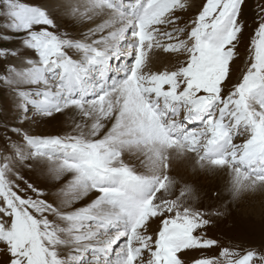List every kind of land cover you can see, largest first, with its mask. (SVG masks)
<instances>
[{"label":"snow or ice","instance_id":"obj_1","mask_svg":"<svg viewBox=\"0 0 264 264\" xmlns=\"http://www.w3.org/2000/svg\"><path fill=\"white\" fill-rule=\"evenodd\" d=\"M55 8L75 31L39 0H0L19 41L0 47V264H264V249L199 255L219 246L207 228L222 213L169 199L168 176L125 160L154 169L180 144L264 183V0ZM161 50L175 58L162 71ZM59 118L71 131L46 132Z\"/></svg>","mask_w":264,"mask_h":264},{"label":"rangeland","instance_id":"obj_2","mask_svg":"<svg viewBox=\"0 0 264 264\" xmlns=\"http://www.w3.org/2000/svg\"><path fill=\"white\" fill-rule=\"evenodd\" d=\"M48 1L39 0L43 6L49 8L50 13L57 19L61 27L68 31H75L76 25L62 16L60 10L48 5ZM23 2H31V0H23ZM250 3L254 5L255 0H250ZM252 15H254V11L253 8H250L249 16L251 17ZM4 24V19L0 17V34H7L12 37V40H0V47H15L19 49V41L16 39V34L8 32ZM159 54L153 61L154 69L160 68L159 70L162 71L175 63V58L172 54L163 53L162 50ZM70 123V121L65 122V118H59L46 126L45 131L53 134L70 132ZM234 142L241 143L242 139H237ZM187 151L193 155L191 161L192 170L199 171L201 164H207V166H211L208 169L212 174H209L210 177L206 183L185 181L176 172L167 174L166 176L174 183L173 186L168 188L165 195L169 199H179L183 206L186 207L222 213L221 215L212 216V223L207 228L208 237L218 240L219 246L199 255L219 256L222 247L234 249L241 254L248 248L264 249V183H252L251 181L236 183L230 168L215 167L210 160H199L200 152H194L190 148ZM136 157L135 155H131V157L126 155L125 160L133 165L137 172L147 174L148 171L142 167L143 163ZM163 162L165 166L169 165L166 161ZM25 175L26 177L31 176L34 180L36 179L34 173L26 172ZM40 183L43 185L46 180L40 178ZM185 185L188 187L185 188ZM182 191L183 194L181 195ZM161 194L157 193V196Z\"/></svg>","mask_w":264,"mask_h":264},{"label":"bare ground","instance_id":"obj_3","mask_svg":"<svg viewBox=\"0 0 264 264\" xmlns=\"http://www.w3.org/2000/svg\"><path fill=\"white\" fill-rule=\"evenodd\" d=\"M57 2L58 0H49L48 5L55 7ZM187 149H189L188 146L180 145V144L161 147L160 148L161 160L159 163L155 165L154 169L149 167L145 163V158L143 156H137V155L135 156H137L136 158L141 163H143L142 167L148 171L147 174H153V172H155V174H158V175H167V174H172L173 172L174 173L176 172L185 181H191V182L200 181L201 183L202 182L206 183L207 179H209L210 175L212 174V172H210V170L208 169V167H211V166L210 165L207 166V164H204V165L201 164L199 171L192 170L191 161L193 159L192 157L193 155L189 153ZM127 157H131V155H127ZM163 161H166L169 165L165 166Z\"/></svg>","mask_w":264,"mask_h":264}]
</instances>
